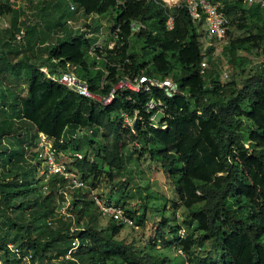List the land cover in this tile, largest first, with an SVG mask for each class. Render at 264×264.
<instances>
[{
	"label": "trees",
	"instance_id": "16d2710c",
	"mask_svg": "<svg viewBox=\"0 0 264 264\" xmlns=\"http://www.w3.org/2000/svg\"><path fill=\"white\" fill-rule=\"evenodd\" d=\"M72 1L85 17L111 16L110 40L120 27L113 49L106 43L93 54L96 43L81 31L71 30L64 39L50 42L53 29L75 15L69 5L68 14L42 25L22 20L28 8L25 0L27 5L20 10L0 4V18L13 17L11 26L5 28L12 33L11 40L0 38L3 245L11 243L23 253H31L32 264L169 262L119 240L124 226L113 220L100 229L98 217L103 215L92 200L93 188L69 191L74 193L71 216L61 214L65 196L59 189L65 182L58 176L47 182L44 176L38 177L40 162L25 152V145L43 133L71 157L70 169L86 181L99 178L104 169L112 179L122 173L129 161L124 150L131 141H137L141 154L160 165L175 189L179 206L187 212L183 224L189 231L182 237L184 226L163 216L150 243L153 250L159 246L179 249L187 264H264V65L251 68L241 86L236 81L221 83L219 65L201 74V35L187 9L166 8L160 0ZM52 3L49 6H54ZM223 12L230 17L231 27L230 43L222 54L233 69L246 73L252 62L249 56L264 54V8L259 3L237 1L227 3ZM170 17L174 18L172 29L168 27ZM135 24L141 29L133 31ZM36 28L40 30L39 43L34 45ZM235 28L242 34L235 36ZM22 31L25 36L19 42L17 36ZM39 47L41 57L35 55ZM115 63H120L119 67L112 66ZM42 68H47L49 75L73 71L101 97H108L120 79L143 75L171 78L179 84L180 93L168 99L159 89L152 93L126 90L104 105L51 80ZM107 70L110 73L106 74ZM19 85L26 87V95L13 88ZM151 99L165 104L166 117L161 118L165 129L149 124L156 114V110L147 112ZM136 111L144 117L145 125L140 122L133 133L123 126L121 113L134 116ZM79 129L92 133L74 139ZM101 133L106 142L98 140ZM76 153H82V159L75 158ZM126 213L136 226L146 225L145 211ZM85 220L87 224L81 227ZM75 224L78 227L72 231ZM3 249L2 264H24Z\"/></svg>",
	"mask_w": 264,
	"mask_h": 264
},
{
	"label": "built area",
	"instance_id": "2783aa9c",
	"mask_svg": "<svg viewBox=\"0 0 264 264\" xmlns=\"http://www.w3.org/2000/svg\"><path fill=\"white\" fill-rule=\"evenodd\" d=\"M68 3L70 12L76 13L78 15L83 14V24L82 28H75L76 31L86 32L87 37L92 36L93 26L90 22V17L94 16L95 18H100V15L93 14L85 17L84 12L77 9V5L72 0H64ZM151 1H159V0H151ZM164 4L166 8H185L187 9V13L190 14L193 22L198 25L201 32V47L202 53L204 55L201 61V74L205 75L206 73L214 71L216 68L215 64L218 65L217 59H215L216 51L219 46L222 47V50L225 45L230 43V38L228 35L229 29L231 27L230 17L223 12L226 4H233L237 1H243L244 4H253L259 3L264 8V0H160ZM118 2L122 3L121 0ZM0 4H9L13 9L20 10L24 5H27L23 2V0H0ZM174 18L170 17L168 20V27L170 29L173 28ZM73 28V22L68 19H64L63 26L59 29L63 28L65 25ZM87 25L89 28H87ZM58 29V30H59ZM133 31H138L141 29V25H133ZM117 29L113 36L114 40H111L110 44L108 43L109 49H113L116 45L117 40L119 39ZM25 32L22 31L21 34L17 36V40L21 42L24 39ZM57 39H64L65 34L63 31L55 35ZM105 45V44H104ZM102 43H96V45L92 48V53L95 54L98 49L104 47ZM214 48L215 50L208 55V51ZM222 54V52H221ZM223 55V54H222ZM212 57V60H210ZM120 63H115L112 66L119 67ZM220 66L217 68L219 69ZM42 71L48 74L47 68H42ZM220 72V69H219ZM110 73L109 70L106 71V74ZM48 77L64 85L70 91L84 96L86 98H90L96 101L103 103L104 105L111 104L115 96L120 91L130 90L133 92H144V93H152L154 89H159L164 92V95L168 99H174L180 93V87L177 82L172 80L171 78L161 79L157 77H150L147 75H143L140 77L131 80L129 78L120 79L118 83L112 88L111 93L108 97H101L95 94L89 87V84L79 78L73 71L63 73L61 75H49ZM230 79V73L227 69H221L220 82L227 83ZM104 86V82L102 84ZM165 104L163 101L158 99H151L147 105V112L155 111L156 114L150 118L149 124L158 128L161 127L163 129L166 128V124H161V119H158L159 116L162 118L166 117L165 114ZM121 118L123 120V126L127 129H130L133 133H135L134 126L138 121V124L142 122L145 125V119L141 116L140 112H135L134 116L128 114L127 112L121 113ZM92 131L86 129H79L74 136V139H79L85 134H90ZM63 143V141H61ZM25 152L27 157L36 156V160L40 162L42 166V176L45 177V181H49L55 176L60 177L65 185L59 189V193H63L65 196V200L61 203L63 205H69L70 202V192L78 189L89 190L91 187L88 182L84 180L81 176L76 174L70 169V166L67 162L63 161L64 153L59 150V148L55 145V141L44 135L43 133H39L34 142L28 143L25 145ZM82 153H76L75 158L82 159ZM40 166V167H41ZM61 185V183H59ZM92 193H94L92 191ZM92 200L97 205L99 211L102 213L104 217L110 218V220L115 221L118 225L135 227L136 223L133 217L126 213L125 209L122 206L116 205L112 202H106L103 199H100L98 196L93 195ZM63 211H60L61 214L70 216L66 213L67 207L62 208ZM76 228H72L74 231ZM182 237L185 236L184 231H180ZM76 246H78V241L75 242ZM7 248L9 251L15 255L16 258L21 260L24 264H32V255L31 253H23V250L17 247L14 244L8 243L3 245L0 239V255L3 254L4 249ZM183 257L184 253L176 249ZM0 264H2V260L0 258Z\"/></svg>",
	"mask_w": 264,
	"mask_h": 264
},
{
	"label": "rangeland",
	"instance_id": "374dc122",
	"mask_svg": "<svg viewBox=\"0 0 264 264\" xmlns=\"http://www.w3.org/2000/svg\"><path fill=\"white\" fill-rule=\"evenodd\" d=\"M32 1V2H29ZM54 1L58 3V8L55 13V9L52 8L50 3ZM28 4L26 9V18L28 21L42 25H47L51 23V19L58 20L61 15L68 14V3L64 0H25ZM54 12V13H53ZM83 17V14L81 13ZM78 14L66 17L65 19L71 20L73 22V28H70L67 24L58 30V33L63 31V33H69L70 30L75 31V28H82L83 20ZM90 22L93 26L92 32L93 35L89 36V39L92 43H102L103 45L111 42L110 32H111V16L102 15L100 18H95L91 16ZM13 17L12 15H6L3 18H0V38L3 42L11 40L12 33L6 32L5 28H9L12 24ZM64 21V20H62ZM61 21V23H62ZM61 26V25H60ZM60 26H57L58 28ZM55 27V26H54ZM56 27V28H57ZM53 29V35L50 42L57 41L55 38V30ZM43 30V29H42ZM41 30V31H42ZM46 30V29H45ZM40 30L36 28V35L32 40V44L39 43ZM69 31V32H68ZM201 35V32L199 30ZM242 32L234 29V35H241ZM4 49V48H3ZM39 49H42L39 47ZM7 51V49H5ZM222 47L219 46L216 51L215 59L220 66V75L221 69H227L230 73V79L227 82L236 81L239 86L242 85V82L246 79L250 70L256 69L261 64L264 65V54L260 53L259 55L255 53L249 56L251 62V67L248 68L246 73H241L240 71L233 69L230 64H228L227 59L221 54ZM39 52H35V55L39 57ZM244 55V54H243ZM41 57V56H40ZM7 84L10 81L6 82ZM14 89L19 91L22 95H26V87L24 85L13 86ZM162 117L159 116L158 119ZM99 141L106 142L107 138L103 133L99 135ZM127 158L129 159L126 168L122 173H117L114 175V178H110L107 169H104L103 173L99 178L91 177L87 182L94 193L93 195L98 196L100 199H103L107 203L112 201V203H119V206H122L125 211L131 210L137 214H142L144 211L146 213L147 221L146 225L143 227L135 226L128 227L124 226L119 235V240H123L127 244H133L136 248L144 251V253H150L152 255H157L161 258H166L169 260L167 264H187V258L183 257L178 251L172 249H161L159 246L156 250H153L150 246V243L153 241V238L156 237V231L161 223L162 217L169 218L177 224L184 226L182 231L185 233L189 230L186 229L183 224L186 220V210L179 206L177 196L175 193L174 187L168 182L166 175L160 165L156 162H153L148 155L141 154V148L137 141L130 142L126 149L124 150ZM90 159H94V153L90 152ZM63 161L68 164L72 161L69 155H63ZM80 176V175H79ZM38 177H42V166L38 170ZM94 184V187L92 186ZM74 193L70 192V201H72ZM71 202H69L70 205ZM69 205H63L60 203L59 210L63 211V207H67L66 213H70L71 207ZM118 205V204H116ZM69 209V210H68ZM96 215H99V212H96ZM71 216V215H70ZM72 219V218H71ZM110 218L100 216L98 217V227L100 229H106L109 225ZM81 227L84 224H87L85 220ZM78 227L75 224L74 228ZM194 227L190 230L193 231ZM170 234H168V237Z\"/></svg>",
	"mask_w": 264,
	"mask_h": 264
},
{
	"label": "crops",
	"instance_id": "0c3cea01",
	"mask_svg": "<svg viewBox=\"0 0 264 264\" xmlns=\"http://www.w3.org/2000/svg\"><path fill=\"white\" fill-rule=\"evenodd\" d=\"M52 4L54 5V6H52V8H54V9L58 6V3H56V2H54V3H52ZM75 15H76V13H75ZM79 16H81V15H79ZM83 18H84V17L81 16V19H82V20H83ZM58 29H59V28H58ZM58 29L55 30V32H56V33H54L55 35L58 34ZM70 31H71V30H70ZM68 32H69V31H68ZM69 33H70V32H69ZM69 33H64V34H65V37L68 36ZM52 35H53V34H52ZM37 51H39V48L37 49Z\"/></svg>",
	"mask_w": 264,
	"mask_h": 264
},
{
	"label": "water",
	"instance_id": "95a60500",
	"mask_svg": "<svg viewBox=\"0 0 264 264\" xmlns=\"http://www.w3.org/2000/svg\"><path fill=\"white\" fill-rule=\"evenodd\" d=\"M137 125H138V121L136 122V124L134 126L138 127Z\"/></svg>",
	"mask_w": 264,
	"mask_h": 264
}]
</instances>
